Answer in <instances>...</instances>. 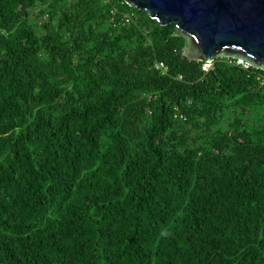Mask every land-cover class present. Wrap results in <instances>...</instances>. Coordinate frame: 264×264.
<instances>
[{
  "label": "trees",
  "instance_id": "obj_1",
  "mask_svg": "<svg viewBox=\"0 0 264 264\" xmlns=\"http://www.w3.org/2000/svg\"><path fill=\"white\" fill-rule=\"evenodd\" d=\"M176 29L0 0V264H264V70Z\"/></svg>",
  "mask_w": 264,
  "mask_h": 264
},
{
  "label": "water",
  "instance_id": "obj_2",
  "mask_svg": "<svg viewBox=\"0 0 264 264\" xmlns=\"http://www.w3.org/2000/svg\"><path fill=\"white\" fill-rule=\"evenodd\" d=\"M161 25L175 23L188 61L242 60L264 70V0H126Z\"/></svg>",
  "mask_w": 264,
  "mask_h": 264
},
{
  "label": "built area",
  "instance_id": "obj_3",
  "mask_svg": "<svg viewBox=\"0 0 264 264\" xmlns=\"http://www.w3.org/2000/svg\"><path fill=\"white\" fill-rule=\"evenodd\" d=\"M236 63L243 65L244 68H248L249 67V64H247L246 62H244L242 60H236ZM210 65H211V63H206L205 66H204V69H207ZM160 66L163 67L164 64L161 63Z\"/></svg>",
  "mask_w": 264,
  "mask_h": 264
}]
</instances>
